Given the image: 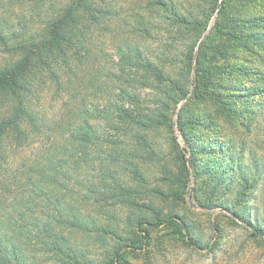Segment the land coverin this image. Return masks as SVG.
Instances as JSON below:
<instances>
[{
    "label": "trees",
    "instance_id": "trees-1",
    "mask_svg": "<svg viewBox=\"0 0 264 264\" xmlns=\"http://www.w3.org/2000/svg\"><path fill=\"white\" fill-rule=\"evenodd\" d=\"M115 1L0 0V264H45L43 257L48 256L59 264H122L128 247L137 248L139 240L122 241L115 206L142 208L153 214L158 226L172 218H162L152 202L128 199L140 194L128 185L129 178L146 185L155 165L163 181L173 179V153L166 158L157 138L174 135L172 104L181 99L180 88L174 95L164 92L163 99L149 106L142 93L164 84L162 67L174 60L168 50L155 58L145 43L166 25L168 32L184 38L181 64L190 73L207 23L216 13L217 22L226 17L225 0L218 10L216 0L210 10L196 13L185 11L180 0L149 1L145 12L132 16L134 22H124L110 53L97 38L120 16ZM250 22L239 30L241 38L264 50V33L248 32L259 21ZM213 34L201 43L203 49ZM205 60L200 56L197 73ZM244 71L249 76L254 70ZM263 95L264 87L249 86L240 99L251 106L252 98L260 101ZM182 119L180 114L179 122ZM205 143L231 158L204 166L193 162L199 175L222 186L229 179L224 176L228 169L236 171L247 189L250 179H259L257 162L253 176L239 166L244 147L234 152L218 140ZM200 145L198 153L207 155ZM230 180V187H236ZM155 193L165 197L161 190ZM220 205L233 211L226 203ZM247 211L235 214L253 237L264 238V221L250 216L254 209ZM146 220L141 216L132 223L142 221V226ZM179 227L190 244L205 247L203 239L189 234L186 220L181 219ZM80 234L87 242V237L101 240L108 235L119 241L98 257L95 246L80 245Z\"/></svg>",
    "mask_w": 264,
    "mask_h": 264
},
{
    "label": "rangeland",
    "instance_id": "rangeland-1",
    "mask_svg": "<svg viewBox=\"0 0 264 264\" xmlns=\"http://www.w3.org/2000/svg\"><path fill=\"white\" fill-rule=\"evenodd\" d=\"M149 1L153 0H116L114 6L120 16L104 35L97 38V42H101L102 47L111 53L125 28L124 22H134L132 16L138 11L145 12ZM223 1H218L217 10L222 7ZM214 3L216 0L179 2L185 11L192 13L203 8L210 10ZM224 12L226 17L220 22H217L216 13L207 23L208 30L199 40L190 73L181 64L184 60V38H177L175 32H168L166 25L162 24L161 31L154 33L153 38L145 43L155 58L168 50L174 60L162 67L164 84L142 93L149 106L153 108L156 100L163 99L164 92L170 91L174 95L176 88H180L177 98L181 99L172 104L174 135L163 134L157 138L166 158L173 153L170 159L173 179L163 181L159 165L150 169L146 185L133 181L128 173L124 175L130 177L128 185L137 187L140 193L129 197V200L141 204L152 202L161 211L162 218H172L158 226L153 223L156 222L153 214L142 208L129 204L115 206L121 217L116 227L122 241L126 238L139 240L137 248L128 247L122 264H264V238L253 237L249 227L235 214L237 210L248 209L247 212H250L254 209L250 216L264 221V95L260 101L252 98L251 106L240 99L242 91L249 86L264 87V50L248 43L239 33L240 29L248 28L253 20H258L259 25L248 32L264 33L260 28L264 26V0H225ZM217 27H220L219 32H215ZM211 33H214L211 43H208V49H203L206 46H202L203 41ZM203 54L206 59L204 67L197 73L196 64ZM247 68L254 70L249 76L245 75ZM251 112H256V116H252ZM180 114L183 116L181 122ZM239 115L244 117L239 119ZM180 126H183L184 133ZM212 140L231 145L234 152L242 147L246 149L245 154L238 157L239 166L245 174L253 176L254 162L260 165L261 175L259 179H250V189L243 188L236 171L228 169L224 176L229 179L221 186L194 169L193 162L204 166L205 163L211 165L223 158H231L230 154L226 157L218 155L208 146L209 143H205ZM200 144L209 152L207 155L198 153ZM221 170L222 167L217 171L218 177L222 174ZM231 178L236 187H230ZM156 190L164 192L165 197L157 195ZM222 203L228 204L233 211L224 208L220 205ZM141 216L147 218L144 225L141 226L142 221L132 223ZM181 219L191 225L189 234L203 239V249L188 242L186 232L182 233L179 227ZM78 237L80 245L95 246L98 257L105 256L119 241L109 235L102 236L101 240L87 237L89 242L81 234ZM43 258L45 264H59L52 256Z\"/></svg>",
    "mask_w": 264,
    "mask_h": 264
}]
</instances>
